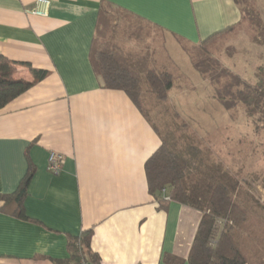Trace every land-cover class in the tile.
Here are the masks:
<instances>
[{"label":"crops","instance_id":"0c3cea01","mask_svg":"<svg viewBox=\"0 0 264 264\" xmlns=\"http://www.w3.org/2000/svg\"><path fill=\"white\" fill-rule=\"evenodd\" d=\"M36 2L0 0V56L14 62L16 78L33 79L28 64L48 70L0 109V192H14L35 168L24 201L31 220L0 202V264H69V236L89 229L102 264H190L202 213L175 201L162 207L150 193L146 162L160 136L125 91L104 87L92 46L109 2L131 19L122 43L131 67L129 43L139 46V29L148 28L167 40L161 53L147 41L141 68L177 76L172 62L198 77L184 44L237 24L240 8L234 0H50L47 15H37ZM52 151L65 156L59 173L48 169Z\"/></svg>","mask_w":264,"mask_h":264},{"label":"trees","instance_id":"16d2710c","mask_svg":"<svg viewBox=\"0 0 264 264\" xmlns=\"http://www.w3.org/2000/svg\"><path fill=\"white\" fill-rule=\"evenodd\" d=\"M234 1L242 13L240 22L252 12L257 16L258 26L262 27L255 0ZM110 7L114 6L109 2H103L100 6L91 52L94 69L104 87L125 91L152 122L149 110L144 105L143 81L147 84V93L163 103L169 98L177 76L148 64L140 70L130 66L123 41L115 40L118 25L113 23ZM229 28L198 43L184 45L193 47V51L187 54L195 70L212 85L216 100L229 112L242 106L259 132L264 129V68L259 69L258 80L253 84L223 64L209 50V45ZM28 68L33 75L32 80L16 78L14 62L0 56V109L48 74L47 69L31 64H28ZM154 127L160 136L161 145L146 162L150 193L162 207L175 201L202 213L189 263L252 264L242 239L247 234L248 217L252 211L264 209L252 183L246 182L240 171H234L223 161H212L199 145L184 141L177 126L171 127L165 123L164 127L155 124ZM34 172L35 168L30 164L14 192H0L1 211L31 220L24 201ZM259 179L264 187V180L259 175L254 176V180ZM166 195L170 197L169 201L164 200ZM215 236V243L211 244ZM92 237V229L84 230L78 236H69V264H102L99 255L92 249ZM173 260L182 263V260Z\"/></svg>","mask_w":264,"mask_h":264},{"label":"rangeland","instance_id":"374dc122","mask_svg":"<svg viewBox=\"0 0 264 264\" xmlns=\"http://www.w3.org/2000/svg\"><path fill=\"white\" fill-rule=\"evenodd\" d=\"M258 6L262 27L258 26L257 16L251 12L242 22L229 28L209 45L213 56L253 84L258 80L259 69L264 68V0H258ZM109 9L113 23L118 22L115 40L125 42L130 38L131 19L114 7ZM138 33L143 38L139 46H133L134 42L128 46V54L137 60L132 64L135 70H140L145 61L139 59L150 54L147 41H151V46L155 44L160 52L159 48L163 49L167 40V36L157 30L143 28ZM184 48L186 52L193 51L190 45H184ZM166 53L164 50L163 58ZM167 64L173 68L177 77L166 102H159L147 93V84L144 81L142 83L144 105L149 110L152 122L160 127H164L165 123H169L171 127L177 126L184 141L199 145L212 161H223L234 171H240L246 182L252 183L264 206L263 183L260 179L254 180L257 175L264 180V129L257 132L242 106L227 111L214 97L212 85L201 75L196 73V77L185 69L182 73L172 62ZM148 65L153 67L149 63ZM248 218L247 234L242 242L252 264H264V209H255Z\"/></svg>","mask_w":264,"mask_h":264},{"label":"built area","instance_id":"2783aa9c","mask_svg":"<svg viewBox=\"0 0 264 264\" xmlns=\"http://www.w3.org/2000/svg\"><path fill=\"white\" fill-rule=\"evenodd\" d=\"M50 6V0H37L35 4V8L33 9L32 13L37 15H47L48 8ZM65 156L62 153L52 151L49 154L48 158V169L53 173H59L62 170L63 162ZM166 190H164L165 192ZM164 200L169 201V196H164ZM215 238L212 240L211 244L215 243Z\"/></svg>","mask_w":264,"mask_h":264}]
</instances>
